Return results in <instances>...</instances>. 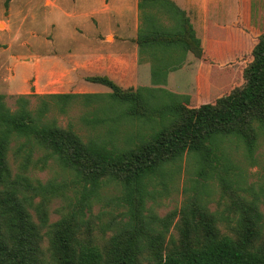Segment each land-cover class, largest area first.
I'll use <instances>...</instances> for the list:
<instances>
[{"label":"trees","instance_id":"trees-1","mask_svg":"<svg viewBox=\"0 0 264 264\" xmlns=\"http://www.w3.org/2000/svg\"><path fill=\"white\" fill-rule=\"evenodd\" d=\"M138 8L139 46L181 44L194 59H203L190 19L174 2L139 0ZM161 16H168V25L161 23ZM252 55L253 60L239 70L242 85H230L226 95L213 91L212 100L199 106H191L189 96L163 89L124 90L107 76L87 81L106 86L111 93L35 95L40 98L36 109H31L29 95H19L13 111L0 94V264H264V214L258 198L233 201L234 216H226L231 228L227 235L221 234L217 216L201 197L164 218L146 214L148 201L158 192L157 183L166 187L170 168L185 158L195 161L197 173L206 180L215 175L226 182V192L247 193L238 179L230 177L229 160L221 164L219 153L221 143L235 140L255 159L264 139V34ZM78 99L87 106L101 103L97 113L102 116L87 123L107 126L104 138L84 140L72 125L63 127L49 117L53 110L66 113ZM125 121L150 128L148 136L130 133L125 146H118L116 135ZM14 141H19L22 170L42 150L43 163L52 159L80 184L76 203L55 223H49L47 204L63 196V187L13 176L8 154ZM111 185L120 190L119 200L127 211L115 233L98 245L92 200ZM38 197L40 202L35 203ZM176 217L180 222L174 224ZM173 225L178 239L170 235Z\"/></svg>","mask_w":264,"mask_h":264},{"label":"rangeland","instance_id":"rangeland-1","mask_svg":"<svg viewBox=\"0 0 264 264\" xmlns=\"http://www.w3.org/2000/svg\"><path fill=\"white\" fill-rule=\"evenodd\" d=\"M221 1L212 8L215 20L225 21L226 25L242 20L243 11L242 6V14L239 11V0ZM249 1L253 7L254 25L264 34V0ZM138 4L139 0H0V94L5 96L7 106L14 111L17 108V97L29 95L30 107L36 109L40 98L35 95H45L49 92L37 88L35 78L24 81L28 86L27 90L19 91L15 88L21 87L23 80L37 71V61H41L39 67L42 69L52 65L50 61L66 64L69 61L66 58L69 56L80 55L79 48H89L91 43L97 41L99 42L95 47L99 50L110 46L112 50L119 52L133 49L139 53L134 84L122 87L116 82L124 90L163 89V92L174 93L180 97L189 96L190 105L199 106L212 100V91H217L216 96L226 95L227 84L238 87L244 83L238 68L253 60L248 53H243L229 63L236 70L231 76H226V70H206L200 74L201 71H195L190 75L187 72L192 71L196 65H188L190 61L186 54L178 52L177 49L157 46L149 49L151 59L159 62L163 60L164 64L155 65L150 79L144 77L147 75V64L143 63L146 50L137 44L141 23ZM233 26L236 27L237 23ZM223 63L225 64L222 67L226 69V58ZM43 81L45 83V79ZM78 85L81 88H75L72 92L111 93L110 88L100 87L98 90L96 84L88 81H80ZM100 105L101 103H93L87 106L82 99H78L69 106L66 113L53 110L49 117L56 118L63 127L72 125L84 140L104 138L107 126L93 127L87 123L94 116H102V113H97ZM116 110L121 112L120 107ZM149 131L150 128L138 122L130 124L125 121L119 127L115 144L125 146V137L128 134L141 132L148 136ZM18 146L19 141H14L8 154L13 176L25 175L34 184L38 181L42 184L53 182L63 187V196L54 197L47 204L49 223H55L62 214L72 209L82 188L74 176L63 170L57 162L48 159L43 163L41 159L45 152L42 150H37L28 169L22 170ZM220 146L221 164L226 163V159L229 160L230 177L238 179L247 193L226 192V182L222 183L215 175L206 180L205 176L197 173L195 161L185 158L170 168L171 177L167 179L166 187L157 183L158 192L148 201L146 214L164 218L174 211H179L193 199L201 197L207 204L208 211L217 216V227L222 235L231 234V228L226 224V216H234L233 201H251L258 198L260 210L264 214V139L259 141L255 159H250L245 146L235 140H225ZM203 185L205 188H202ZM120 197V190L111 185L100 190L99 196L92 200L91 215L95 222L93 236L98 245H102L105 239L115 233L117 224L125 218L127 209L121 204ZM39 202L40 197L35 199V203ZM31 212L35 222H39L36 212ZM179 222L180 218L176 217L174 224ZM46 229L43 230L44 233ZM170 231V235L179 238L175 225ZM167 240L169 241L168 238ZM47 246L48 241L45 239L43 247Z\"/></svg>","mask_w":264,"mask_h":264},{"label":"crops","instance_id":"crops-1","mask_svg":"<svg viewBox=\"0 0 264 264\" xmlns=\"http://www.w3.org/2000/svg\"><path fill=\"white\" fill-rule=\"evenodd\" d=\"M171 1L185 11L190 19L196 37L201 41L203 59L201 61L194 59L193 54L181 44L144 45L143 47H145L146 51L145 56L143 55V63L144 65L147 64L145 66L147 75L144 77L150 79L153 76L151 73L155 65L161 66L164 64L163 60L159 62L154 59L152 61V54L149 50L152 46L177 49L178 52L186 54L189 57L188 61H190L188 65H196L192 71L187 72L190 75L195 71H201L199 72L200 74L206 70L222 72L226 70V76H231L236 70L233 69L232 65H229L230 62L236 60L243 53H248L253 57V49L262 34L260 29L254 25L253 7L249 0L238 1L239 11H241L242 6L244 16L241 11L242 20L235 22L237 23L236 27L233 26L235 23L226 25L225 21L219 22L214 19L215 12H212V8L217 4L219 5L222 2L221 0ZM160 21L162 24H169L168 16H161ZM98 42L91 43L89 48L88 46L85 49L79 48L78 52L80 55H77V57L75 55L69 56L66 58L67 60L69 59L66 64L50 61L52 65L42 69L39 67L41 61L38 60L35 65L38 68L37 71L27 76L23 82L27 79L35 78L37 88L41 91L49 92L48 94L74 93L72 91L75 88H81L78 85L80 81L87 83V77L93 76H107L122 87L133 85L137 76L136 67L138 66L139 53L133 49L119 52L112 50L110 46L99 50L95 47ZM94 47L95 49H93ZM225 58L226 69H223ZM156 59L158 58L156 57ZM243 66L246 65L240 66L238 70H241ZM44 79L45 83H43ZM230 85L232 84H227L226 88ZM96 86L98 90H100V87H106L100 84H96ZM15 89L24 91L28 89V86L24 82L21 87Z\"/></svg>","mask_w":264,"mask_h":264}]
</instances>
